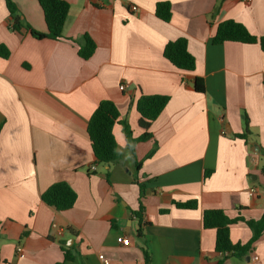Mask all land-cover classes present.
<instances>
[{"label":"crops","instance_id":"0c3cea01","mask_svg":"<svg viewBox=\"0 0 264 264\" xmlns=\"http://www.w3.org/2000/svg\"><path fill=\"white\" fill-rule=\"evenodd\" d=\"M63 1L65 39L55 41L14 31L0 0V45L10 53L0 58V264L60 263L61 242L74 249L71 264H103L100 255L109 264H145V255L149 264H264V234L245 259L223 260L216 231L202 222L205 210L245 221L264 212V53L258 44L212 43L229 20L264 37V0ZM12 2L24 23L46 32L36 0ZM161 2L171 6L169 22L155 16ZM85 36L95 44L88 60L78 55ZM179 38L195 59L192 72L163 57ZM141 95L169 98L151 138L137 141L133 155L117 123L120 159L96 165L86 132L92 113L113 102L138 140ZM244 118L245 140L234 137L244 134ZM58 182L77 195L68 211L41 200ZM186 202L196 209L176 206ZM251 236L243 221L229 227L233 244Z\"/></svg>","mask_w":264,"mask_h":264},{"label":"trees","instance_id":"16d2710c","mask_svg":"<svg viewBox=\"0 0 264 264\" xmlns=\"http://www.w3.org/2000/svg\"><path fill=\"white\" fill-rule=\"evenodd\" d=\"M9 11V20L14 31L20 32L24 30L35 40H62L65 39L63 31L70 6L63 0H36L43 13L46 32L40 33L33 30L30 26L20 19L18 9L12 0H4ZM155 16L163 21L169 22L171 19V6L168 2L157 3L155 6ZM226 42H234L241 44H258L264 53V37H255L248 30L235 21H225L220 23L213 37L214 45H221ZM95 51L94 42L87 36L80 45L78 55L83 60L91 58ZM10 53L4 46L0 45V58L7 60ZM163 57L177 70L182 72H192L195 69V59L187 49V41L185 38H179L175 41L168 42L163 49ZM193 89L198 94L205 92L204 82L200 78H194ZM169 98L161 95H141L136 102V111L139 115L138 126L143 134L138 140L132 138V132L126 122L119 121V112L115 104L108 100L101 101L92 113L86 128L90 147L95 158L96 165L110 166L117 163L120 154L117 151V144L113 136V127L120 123L122 133L126 139L127 145L134 155V144L137 141H146L151 138L148 133L149 127L159 115L163 112ZM244 134L235 135V138L245 140L249 135L248 120L244 118ZM135 160L137 172L140 170L141 164ZM264 171V169H263ZM208 175V173H207ZM140 199L144 196V187L139 185ZM77 199L74 190L65 182H58L50 186L41 195L44 204L54 208L59 212L70 210ZM181 209H196L195 202H186L176 204ZM142 210L140 203L139 211ZM139 220V227L142 226L140 213H135ZM243 221L250 228L252 236L246 244H233L229 237V227ZM204 229H214L216 231L215 252L223 256V260L227 258H235L238 260L245 259L251 252L252 245L264 234V212L259 220L245 221L241 218L230 219L221 210H205L202 216ZM140 233V231H139ZM60 249L63 253V261L57 264H71L74 262L75 254L72 247H66L64 242L60 243ZM145 264H149L148 256L145 255ZM222 264V262L220 263Z\"/></svg>","mask_w":264,"mask_h":264},{"label":"built area","instance_id":"2783aa9c","mask_svg":"<svg viewBox=\"0 0 264 264\" xmlns=\"http://www.w3.org/2000/svg\"><path fill=\"white\" fill-rule=\"evenodd\" d=\"M247 1H251V0H247ZM89 2H91V3H97V0H89ZM130 10H131L132 12H134V11L136 10V7H133V6H132V7H130ZM120 89L122 90V89H123V86H121ZM92 169H94V168H92ZM253 193H254V191L251 190L250 194L252 195ZM53 228H56V226L53 225ZM128 242H129L128 239L125 238V239L122 241V244L125 245V246H127V245H128ZM18 251H20V250L18 249ZM99 259L102 261L103 264H109V262H108L107 260L104 259V256L100 255V256H99ZM254 260H258V258H257V257H254Z\"/></svg>","mask_w":264,"mask_h":264}]
</instances>
